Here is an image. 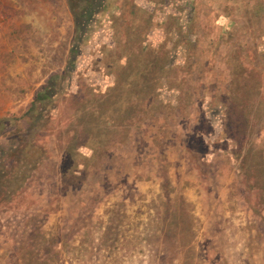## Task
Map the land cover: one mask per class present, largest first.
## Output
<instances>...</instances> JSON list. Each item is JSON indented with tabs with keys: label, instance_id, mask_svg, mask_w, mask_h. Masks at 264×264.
<instances>
[{
	"label": "rangeland",
	"instance_id": "374dc122",
	"mask_svg": "<svg viewBox=\"0 0 264 264\" xmlns=\"http://www.w3.org/2000/svg\"><path fill=\"white\" fill-rule=\"evenodd\" d=\"M86 3L0 0V264H264V0Z\"/></svg>",
	"mask_w": 264,
	"mask_h": 264
},
{
	"label": "trees",
	"instance_id": "16d2710c",
	"mask_svg": "<svg viewBox=\"0 0 264 264\" xmlns=\"http://www.w3.org/2000/svg\"><path fill=\"white\" fill-rule=\"evenodd\" d=\"M86 7H84L81 10V13L77 15V19H76V28L79 31H84V29L86 28V24H88L87 22L90 21L92 19V17L97 14L98 12H100L101 8H102V0H86ZM85 20V21H84ZM43 97L45 99L50 98L49 94H44Z\"/></svg>",
	"mask_w": 264,
	"mask_h": 264
}]
</instances>
